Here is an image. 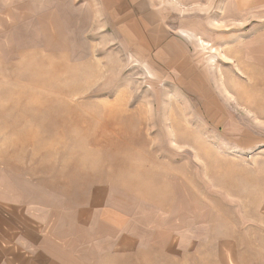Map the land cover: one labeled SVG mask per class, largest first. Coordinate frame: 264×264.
<instances>
[{
    "label": "rangeland",
    "instance_id": "1",
    "mask_svg": "<svg viewBox=\"0 0 264 264\" xmlns=\"http://www.w3.org/2000/svg\"><path fill=\"white\" fill-rule=\"evenodd\" d=\"M146 1L158 46L100 0H0V191L102 187L152 264H264V0Z\"/></svg>",
    "mask_w": 264,
    "mask_h": 264
},
{
    "label": "crops",
    "instance_id": "2",
    "mask_svg": "<svg viewBox=\"0 0 264 264\" xmlns=\"http://www.w3.org/2000/svg\"><path fill=\"white\" fill-rule=\"evenodd\" d=\"M99 4L129 20L124 28L132 27L136 36H147L145 41L154 46L166 39L146 0ZM133 18L140 19L143 31ZM179 68L183 81L200 86L189 61L182 60ZM25 183H9L12 188L0 191V264H152L153 246L142 245L141 228L114 205L104 188H92L85 198L70 203L55 193L31 191Z\"/></svg>",
    "mask_w": 264,
    "mask_h": 264
}]
</instances>
